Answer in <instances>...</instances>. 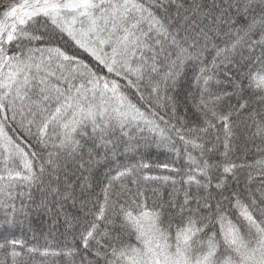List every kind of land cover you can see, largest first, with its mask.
<instances>
[{
	"label": "snow or ice",
	"instance_id": "obj_1",
	"mask_svg": "<svg viewBox=\"0 0 264 264\" xmlns=\"http://www.w3.org/2000/svg\"><path fill=\"white\" fill-rule=\"evenodd\" d=\"M152 144L171 153L159 165L171 175L143 174L141 150ZM101 164L110 167L97 183ZM147 181H163L166 196L146 195ZM41 212L50 230L63 220L62 247L27 246ZM37 254L264 264V0L4 6L0 264Z\"/></svg>",
	"mask_w": 264,
	"mask_h": 264
},
{
	"label": "trees",
	"instance_id": "obj_2",
	"mask_svg": "<svg viewBox=\"0 0 264 264\" xmlns=\"http://www.w3.org/2000/svg\"><path fill=\"white\" fill-rule=\"evenodd\" d=\"M19 0H0V12L4 10L5 5H11L12 3H17ZM213 53H208V59L211 60ZM194 69L191 67L187 68L185 71V76L182 82L179 85L178 99L183 100L184 94L191 90L193 83ZM141 154L144 157V162L151 165L150 169L146 170L143 174L150 176H168L172 173L166 169L159 167L164 163H169L172 159L171 153H169L163 146L156 147L155 144H152L150 147L142 148ZM139 159V156L137 157ZM136 161L134 160L133 163ZM110 165L101 164L95 170V179L98 183L103 179L105 174L108 172ZM143 187L146 189V195L152 196L153 189H160L167 194V186L163 184V181H147L142 182ZM99 192V187L95 189ZM74 212V209H70ZM52 223V219L44 214L43 212L34 215L33 226L35 229V236L32 233L24 232L23 238L26 241L27 246L36 245L43 250L51 246L52 248L62 247L64 244V225L63 220H60L58 226L54 229L49 228V225ZM20 230H17L19 234ZM19 250V249H18ZM2 258V257H0ZM31 264H66L64 256H59L56 258L43 257L37 254L31 261Z\"/></svg>",
	"mask_w": 264,
	"mask_h": 264
}]
</instances>
